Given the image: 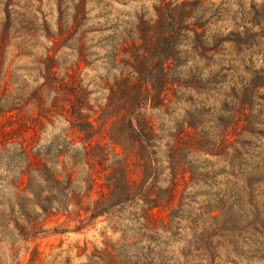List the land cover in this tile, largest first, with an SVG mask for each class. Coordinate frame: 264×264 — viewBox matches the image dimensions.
<instances>
[{
    "label": "rangeland",
    "instance_id": "rangeland-1",
    "mask_svg": "<svg viewBox=\"0 0 264 264\" xmlns=\"http://www.w3.org/2000/svg\"><path fill=\"white\" fill-rule=\"evenodd\" d=\"M251 130L264 134V0H0V264H108L106 249L130 254L148 198L151 224L182 193L188 215L223 194L242 205L264 166ZM25 168L61 183L32 186L20 216ZM126 179L143 200L116 204ZM96 205L107 212L91 217ZM240 248L225 264H264V237Z\"/></svg>",
    "mask_w": 264,
    "mask_h": 264
},
{
    "label": "trees",
    "instance_id": "trees-1",
    "mask_svg": "<svg viewBox=\"0 0 264 264\" xmlns=\"http://www.w3.org/2000/svg\"><path fill=\"white\" fill-rule=\"evenodd\" d=\"M248 133H250V136H248L250 139L258 136L264 137L261 131L251 130ZM218 137L221 144L220 149L229 145L234 149L233 144H229L227 141V130L222 129ZM241 137H244V135L242 134ZM144 141L148 146L147 141ZM18 157L20 162L29 164L28 154L21 145ZM146 166L149 169L147 177L150 178L152 174L156 173L154 160L148 158ZM254 167L255 169L252 168V174L257 175V177L253 178L251 176L248 180H245L246 187L249 190L239 196L242 205L237 203V199L232 198L230 200V196L228 198L223 194L211 200L213 202L212 206L206 205V209L198 206L196 212L188 215L184 212L185 207L190 206V202H194V199L182 193L176 207L167 215V220L162 221L160 224H151L146 220V215L150 209L156 206L158 198H148L153 204L144 210V214L132 218V220L139 223L136 235L131 236L133 241L130 243L122 242L120 245L121 247H131L130 254H123L122 257L118 258L106 249L110 254L108 264H225V262L232 263L234 258L242 257L243 251L240 245L245 238L256 235L264 237V209H258V206L264 203V193L260 190V187L253 188L254 185L258 186L264 182V166L256 164ZM69 180H71L70 177ZM24 181H26V185L20 188ZM43 182L51 183L54 187L59 185L61 180L54 172L47 177L44 171L27 168L20 171L14 179L12 185L16 189L15 206L18 208L16 212L20 216L29 214L26 212V205L32 199L27 195L28 193L34 194L30 188L41 186ZM50 189L54 190V188ZM142 194V188L133 189L126 179L116 204H129L134 202L135 199L143 200ZM50 198L57 201L55 196ZM37 199L36 204L44 214L51 212L52 206L49 210L47 204H43L48 200V196L44 195L43 191L38 192ZM105 212H107L105 207L96 205L90 216L95 217ZM139 219H142V221H139ZM10 221L17 223L15 219H10ZM161 237L182 243V246L178 249V256L171 258V253L160 247V245L169 246V243L160 240ZM99 259L102 260L100 256Z\"/></svg>",
    "mask_w": 264,
    "mask_h": 264
}]
</instances>
